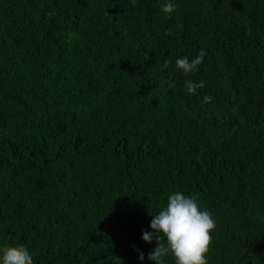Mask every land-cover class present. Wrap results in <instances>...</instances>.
<instances>
[{
	"label": "trees",
	"instance_id": "1",
	"mask_svg": "<svg viewBox=\"0 0 264 264\" xmlns=\"http://www.w3.org/2000/svg\"><path fill=\"white\" fill-rule=\"evenodd\" d=\"M165 2L0 0V249L154 264L181 192L216 223L207 264H264V0Z\"/></svg>",
	"mask_w": 264,
	"mask_h": 264
},
{
	"label": "clouds",
	"instance_id": "2",
	"mask_svg": "<svg viewBox=\"0 0 264 264\" xmlns=\"http://www.w3.org/2000/svg\"><path fill=\"white\" fill-rule=\"evenodd\" d=\"M176 10L173 0H166L162 5V11L167 15ZM166 35L171 33L166 31ZM206 53L199 50L198 55L189 60L188 57L177 58L176 67L184 74H190L198 70ZM167 61L165 67H167ZM205 81L193 82L186 80V91L189 95L197 93L198 89L205 86ZM212 97L205 95L204 103H211ZM152 232L144 231L142 239L151 243L155 240L156 246L148 253V259L154 264H164V257L171 254L175 258V264H207L206 254L212 243L211 232L216 223L212 214L207 210H201L197 203V196H185L176 192L168 197L167 206L158 214L153 215L150 224ZM166 238V243L162 242ZM0 264H34L33 257L24 247H6L0 249ZM139 259L144 260V253L140 252Z\"/></svg>",
	"mask_w": 264,
	"mask_h": 264
}]
</instances>
